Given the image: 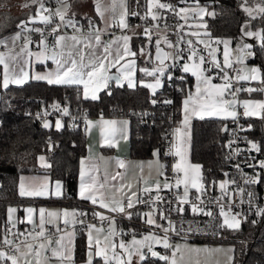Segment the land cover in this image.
I'll return each mask as SVG.
<instances>
[{
    "label": "snow or ice",
    "instance_id": "obj_1",
    "mask_svg": "<svg viewBox=\"0 0 264 264\" xmlns=\"http://www.w3.org/2000/svg\"><path fill=\"white\" fill-rule=\"evenodd\" d=\"M180 3L186 5L178 7L170 2H162V0H145L144 12L141 15L138 11L128 10L127 0H110V4L105 5L104 0H95L93 4V11L96 17L85 14L84 23L76 18L77 13L72 11L73 5L70 0H56V7L46 5L45 0H25L23 3L24 8H35V12H30L26 19L19 20L15 24V31L8 35H0V65L3 66L2 79H0V87L8 89L10 84L23 85L30 79L29 71L26 66L35 63L45 64L47 61H52L56 68L54 71H48L44 74L36 73L35 80L45 81L49 85H63V86H80L78 88V98L84 100H98V93L104 89L109 88L110 82H115L119 87H123L127 83L129 88L137 87V81L134 79L137 71L138 56L147 57L152 60L153 53L146 51L153 44L155 47V64L152 67H143L139 71L144 73L145 76L151 77L153 82L140 81L143 87L151 91V95L155 96L157 91L164 87L166 81L173 80L172 69L179 67L183 73L191 74L195 77L194 91L191 88H181L184 94L182 100V113L183 119L181 121L185 129L188 128L190 120L193 117H198L203 120L205 117H219L223 119L231 118L233 122H238L241 117H260L264 119V100H244L239 102L236 99V94L240 91L264 92V87L257 88H238L234 84L241 81H258L264 84V74H262L260 67H248L245 61L257 55L253 51L254 44L243 43L238 50L235 62L244 65L243 69L233 67V61L230 57L229 44L230 40L216 39L217 45L223 44V60L217 59L216 53L218 48H213L212 43H206L205 39L200 38V31H193L186 33L185 27H191L188 20L191 17L202 18L205 15L214 16V12H208L205 7L199 6V0H194V4L189 5L187 0H179ZM247 5V0H244ZM139 6V0H137ZM111 12V18L106 17L107 12ZM250 19H256L259 15L264 19V3H258L255 8L244 7ZM140 17L145 22L151 21L143 28L140 35L147 37L145 45L139 47L134 51L131 47L132 35L124 34L115 35L112 31L113 28L121 30H129L128 23L129 16ZM176 20V23L169 24V18ZM99 21V22H98ZM183 21V23H180ZM12 24L11 17L8 15L0 17V29H8ZM39 25V26H38ZM162 25V27H161ZM135 27H140L136 25ZM198 28H207L205 23H201ZM250 23L244 25L243 35L252 38H258L260 41L261 49H264V29L260 31H251ZM71 29L72 34H67V30ZM153 29L156 30V38L153 41ZM172 29L175 31L177 41L173 43L169 40L168 31ZM38 35V40H33L32 36ZM204 36L211 41V34L207 31ZM186 36L197 37V43L203 45V49L207 51V57L194 46L192 39H185ZM107 37V39H104ZM50 38V39H49ZM165 44L167 48L172 49L171 52L164 51L161 44ZM35 45L36 51H32V46ZM185 45V48L181 47ZM171 61L166 64V61ZM186 61V62H185ZM177 62H180L179 64ZM112 69H116L114 74H110ZM229 70L235 73L230 75ZM213 71L215 75H212ZM219 78L222 83H213V80ZM182 82L186 77H178ZM111 95V92H107ZM152 104L157 101L152 99ZM164 103L171 104V100H166ZM238 103L243 108V112H237L236 108ZM52 109L61 114V116H70V110L67 106L61 107L58 102L52 104ZM50 113L45 110L42 114L37 113L38 116H47ZM75 119V117H72ZM86 131H89L94 123H99L101 126L102 139L108 144L109 147H114L117 140V133H120L121 139H126L123 134V129L126 128L128 121H122L121 129L116 127V120H103L93 122L86 119ZM43 126L45 128L53 127L51 122L45 121ZM54 127L59 130L63 127L61 120H56ZM251 125H249V129ZM228 131L227 127L223 129ZM245 130L241 126V131ZM181 128L175 129L176 143L170 144L168 155L177 157L176 162L171 166L172 171L175 173L174 183L168 181L165 175L166 165L160 163L159 151L154 155L157 157L155 164L157 166V179L151 186L148 184L147 179L142 178L144 187L141 191L148 200H144L137 195L136 191H132L133 185L131 183L124 184V174L117 171L114 175H109L107 171L101 177L99 175L98 163L93 161L86 164L85 160H81V168L79 172V198L84 201L90 202L92 205H99L101 209L108 210L109 213L123 214L126 218L131 219L133 213L128 211L133 209L138 203H150V207L156 210L157 202L171 204V201H165L164 197L160 195L163 189H181L182 195L178 196L175 209L169 211H176L183 213L185 211L184 205H188L193 214H203L211 217L213 213L211 210H206L200 207L204 203L202 198L209 188L218 185L221 196L215 202L219 206V216L222 217V222L219 227L227 228L232 231H239L242 222L247 220V216L232 211V205L236 203L232 199L233 196L239 195V203H245V196H247V203L252 205L253 200L256 198L255 191L246 192L245 187L237 186L230 188V185H237L235 179L222 180V181H209L207 184L204 182L202 174V165L193 164L188 160L187 151L184 143L181 140ZM233 142L230 141L229 147ZM250 144L249 152L255 151L262 152L261 146L254 142L248 141ZM240 149H236L234 155H239ZM90 159V158H89ZM255 157H253V160ZM39 161L43 167H50L46 163L45 157L40 156ZM116 165L118 168H126L123 160H117ZM247 167H259L260 171L255 175L248 176L243 173V169L239 164L235 167L243 175V185H258L264 184V160H259L257 163H246ZM142 171V168H141ZM225 176L228 173H224ZM159 177H163L164 183H160ZM121 181L119 187L112 181ZM128 189L130 195L124 190ZM195 190L194 198L190 196L191 190ZM110 190V194H108ZM155 191L153 199L152 193ZM117 193L121 195L117 197ZM19 195L28 197H46L49 195L47 184L35 190H26L24 178L21 177L19 185ZM62 184L57 181L55 184V196L61 197ZM135 197V199H133ZM220 199L229 201L227 205L220 204ZM195 201H199V204ZM8 224L2 234H0V248L8 250H0V264H51L55 259L58 264H63L68 261L69 264H74L72 238L75 235L74 229L76 224L84 225L87 231V245H86V258L84 264H133V258H137L138 264H146L150 257H156L165 264H181L184 260V251L195 253L199 255L201 252L210 253V250L201 249L189 246L187 244L181 246L170 242L168 236L169 232H177V229L168 215L163 211L159 212L160 219L167 221V227L163 224L157 223L153 218V212L143 213L146 217L145 223L159 228L163 232V236L157 235L154 231L142 238L137 239L135 233H132L130 242H125L123 239L116 240L118 235L115 227L116 221L112 216H106L102 212L93 210V218H98L101 226L97 224H85L83 219L87 215L86 212H78L76 210L63 212L47 211L44 208L39 210L32 207L26 208V222L31 225V229L27 232H20L16 223H12V216L17 212L16 208H8ZM38 213V214H37ZM256 214L264 217V207L257 206ZM136 215H141L136 213ZM108 222L107 227L103 222ZM24 223L25 220L18 221ZM61 222L63 228H61ZM256 223V221H252ZM50 226V228H49ZM51 229V230H50ZM96 233L94 236L93 233ZM124 235V233H119ZM178 234V233H177ZM55 237V239H54ZM102 237V238H101ZM67 238V243L65 239ZM155 245H160L166 250H171V255L161 254L154 250ZM183 249V251H182ZM10 250V251H9ZM119 250V251H118ZM234 251V249H229ZM11 252V254H10ZM181 253L179 260L177 253ZM147 253V255H146ZM231 260V257L229 258ZM199 264V261H197Z\"/></svg>",
    "mask_w": 264,
    "mask_h": 264
},
{
    "label": "trees",
    "instance_id": "obj_2",
    "mask_svg": "<svg viewBox=\"0 0 264 264\" xmlns=\"http://www.w3.org/2000/svg\"><path fill=\"white\" fill-rule=\"evenodd\" d=\"M14 0H0V17L8 15L12 24L8 29H0V35H8L15 31V24L21 19H26L35 8H25L23 11L13 12L11 2ZM167 0H162L165 2ZM191 5L194 0H190ZM145 0H127L128 10L144 11ZM208 9L215 13L214 16L206 15L207 32L212 38L229 39L235 42L241 35V27L244 20L250 21L253 29H264V19L257 15L256 19H250L244 11V0H199ZM264 0H247V5L255 7ZM14 4V3H13ZM18 6V4L16 5ZM135 16H129V21ZM80 21L86 24L83 18ZM140 31L133 35L131 46L134 51L145 45L147 38L140 35ZM155 38H153V41ZM154 44L148 48L153 53ZM253 51L257 55L248 59L250 63L260 66L264 74V49L260 42L254 44ZM139 64L140 58L137 57ZM148 65H153L152 60L147 59ZM139 73V72H138ZM177 74L186 77L185 81H166L164 87L152 96L149 90L142 85L129 88L124 83L123 87L109 83V88L100 91L99 99L84 100L78 98L79 86L49 85L42 81H28L23 85H9L8 89L0 87V234L8 223V207L17 201L19 195L17 184L22 173H35L39 171L37 156L44 154L49 162L47 168L52 179L61 180L63 183L62 201L74 204L77 200V177L79 163L86 154L85 120L83 125L75 123L72 115L87 117L99 116H126L130 121L129 147L130 154L134 158H149L159 151V157L163 160L162 152L167 143L168 136L181 119V104L184 94L176 87H191V78L178 69ZM2 79V74H0ZM252 88L264 87L258 81L249 84ZM111 92L108 95L107 92ZM262 92H242V96H259ZM43 99L45 104L40 103ZM152 99L157 101L152 104ZM171 100V104L164 103ZM58 102L67 106L70 116H64L61 120L63 127L57 130L54 126L50 130L41 127V122L24 114L28 109H42V106ZM74 107L77 111H74ZM171 117V119H169ZM231 120L220 118H208L201 120L194 118L191 126V160L202 165L204 182L228 180L230 170L227 164V133L223 131L225 125L229 126ZM242 124L248 137L258 143L264 157V119L260 117H244ZM249 125L251 128L249 129ZM224 173H228L227 176ZM264 184L256 185L259 191ZM218 187L209 188L215 191ZM21 215V211L18 212ZM247 220L242 223L239 231H232L233 259L232 264H264V217L256 213L246 215ZM20 217V216H19ZM256 221V223H252ZM25 225L18 223L17 228ZM166 251V250H165ZM163 252V251H162ZM86 234L85 230L77 231L74 249V264L85 259ZM96 264V262L94 263ZM146 264H165L156 257H150Z\"/></svg>",
    "mask_w": 264,
    "mask_h": 264
},
{
    "label": "built area",
    "instance_id": "obj_3",
    "mask_svg": "<svg viewBox=\"0 0 264 264\" xmlns=\"http://www.w3.org/2000/svg\"><path fill=\"white\" fill-rule=\"evenodd\" d=\"M56 0H46V5L53 7ZM165 2H170L178 7H184L186 5L179 2V0H167ZM188 4L191 5V1L187 0ZM143 12H140L141 15H143ZM199 18V17H198ZM198 18L191 20H197ZM79 20V19H78ZM82 23V22H81ZM130 27H135L136 25H140V27H136L138 31L141 33L143 32V28L147 26V24H150L151 21L145 22L140 17H135L134 20L128 22ZM169 24L176 23V20L173 18H169L168 20ZM180 23H183V21H180ZM189 24V20H188ZM39 26V25H38ZM86 27V25H85ZM162 27V25H161ZM188 26L185 27L184 31L187 33ZM67 32L72 33L71 29H68ZM168 37L169 40H171L173 43L177 41V36L175 35V31L172 29H169L168 31ZM147 38V37H146ZM153 38H156V30L153 29ZM192 39L190 36H186L185 39ZM33 40H38V35L32 36ZM50 39V38H49ZM193 40V39H192ZM194 41V40H193ZM167 51L171 52L172 49L167 48V46L161 44ZM194 46L197 47L199 51L202 52L207 57V51L203 49L202 45H199L194 41ZM213 48L220 49L221 44L217 45L215 43V40L212 41ZM181 47L185 48V52H187V47L185 45H181ZM216 55L219 56V50L217 51ZM220 60V59H219ZM221 61V60H220ZM186 62V61H185ZM171 61H166V64H170ZM178 64L180 62H177ZM234 67V66H233ZM236 68V67H234ZM179 67L172 69V76L174 82H179L181 75L177 74ZM0 74H2V70L0 67ZM230 75H235L234 72L229 70ZM212 75H215V72L213 71ZM217 80H221L219 78H216ZM234 87L238 88H249L251 87L248 83L245 82H238L234 84ZM177 90L180 89L179 86L176 87ZM244 91H240L236 94V99L239 100L241 93ZM40 103L42 105L45 104L43 99H40ZM52 104L42 106V109H28L24 111V114L27 117H31L37 121H40L41 123L45 119L52 120L53 126L55 125L56 120H62L64 116H61V114L57 111H54L52 109ZM61 107H64V105H61ZM45 110H47L50 114L47 116L40 115L38 116L37 113H43ZM74 111H77V108L74 107ZM242 113V111H238ZM99 116H104L103 112L99 113ZM72 117H75L74 121L77 124L83 125L84 120L87 118V115L84 113L83 115H72ZM244 117H241L238 122H233L231 119V122L229 126H227L228 131H226V147H227V164L230 170V177L228 180L235 179L237 181V185H230V188H235L237 186H243L245 187L246 192L248 191H255L256 198L253 200V203L251 206L247 203V196H245V203L241 204L239 203V195H235L232 197L233 200L236 201L235 204L232 205V211L240 212L244 215H249L256 213L257 206L264 207V186L258 191L256 188V185H243V175L242 173L235 167L236 164L240 165V168L243 169V173L247 174L248 176L255 175L260 171L259 167L257 166L255 169L251 167H247L246 163H257L259 160H264V157H261L259 153L255 151L249 152L248 149L251 147L248 141H252L245 130L241 131V126L245 128V126L242 124V119ZM171 119V117H169ZM173 128L171 129V132L168 136L167 143L165 145V148L162 152V163L166 165L165 168V175L168 178V181L170 183H174V176L175 173L172 171L171 166L175 163V157L168 155V150L170 144H173ZM233 142L231 144V147H229V143ZM236 149H240L241 153L239 155H234ZM253 157L255 159L253 160ZM264 175V173H262ZM160 183H164V179L160 180ZM152 185V184H151ZM150 185V186H151ZM259 185V184H258ZM143 188V187H142ZM141 188V189H142ZM153 199L155 197V191L151 194ZM160 195L164 197L165 201H171V204L168 203H160L157 202L156 210L154 211L152 207H150L151 201L148 203H138L133 209H130L128 211L133 213V216L131 219L126 218L123 214H116V213H109L107 210L101 209L97 205H92L90 202L85 201H76L73 204V210H76L78 212H86L87 215L84 217H80V219L84 220L85 224H97V226H101V222L98 220V218H93L92 211H98L104 213L106 216H112L115 218V221L121 226L122 233H124V237H127L129 235H132L134 232L136 235H145L148 232L154 231L158 235H164L161 229L154 228V226H150L145 223L146 217H143V213L145 212H153L154 216L153 218L156 219L157 223L163 224L165 227H167V221L161 220L159 212L163 211L165 215H168L173 224L175 225L177 232H169L168 236L170 238V242H173L174 240L180 239V240H190V241H221V240H232L233 238L228 235V233L232 230H229L227 228H221L219 227L220 223L222 222V217L219 216V206L215 202L218 198L221 196L220 189L217 188L215 191H207V193L202 197L204 199V203L200 204V207L205 208L206 210H211L213 215L211 217L203 215V214H193L190 210V207L188 205H184L185 211L183 213H177L176 211H169V209H175L177 207L176 200L178 196L182 195V186L180 190H177L173 187V189H163L160 192ZM190 196L194 198L195 192L191 191ZM144 200H148V197L144 195L142 191H140V195ZM199 204V201H195ZM229 203L226 199H220V204L227 205ZM136 213H140L141 215H136ZM243 223V222H242ZM107 220L103 222V225L107 227ZM7 226L10 227V225L7 223ZM61 228H63V224L61 222ZM242 227V224H241ZM50 228V226H49ZM18 229V228H17ZM31 228H21L18 229L20 232H27ZM76 231L79 230H85L84 225L76 224L75 225ZM51 230V229H50ZM178 233V234H177ZM55 238V237H54ZM0 250H8L0 248ZM166 250V249H164ZM10 251V250H9ZM167 251V250H166ZM11 254V252H10ZM149 259V258H148ZM69 264V263H65ZM75 264H83V263H75Z\"/></svg>",
    "mask_w": 264,
    "mask_h": 264
},
{
    "label": "crops",
    "instance_id": "obj_4",
    "mask_svg": "<svg viewBox=\"0 0 264 264\" xmlns=\"http://www.w3.org/2000/svg\"><path fill=\"white\" fill-rule=\"evenodd\" d=\"M24 2H25V0H20L17 3L18 4V6H17L18 11L25 10V8L23 7ZM94 2H95V0H70V3L73 5L72 11L77 13L76 18L79 20L81 18H83V16L85 14L92 16L94 18L96 17V13L93 11ZM45 3H46V0H45ZM104 3H105V5H108V4H110V0H104ZM53 7H56V1L54 3ZM34 12H35V10H34ZM111 16H112V13L110 11L106 13L107 18L110 19ZM128 22H129V17H128ZM201 23L206 24L205 20H201L200 18H198L197 20H191V17H190L189 18V25H191V27H188L187 33L199 30L200 28H198L197 26ZM112 31L115 35L118 36V35L122 34V31L124 32V34L132 35L133 33H136L138 30L136 27H130L129 30H121L119 28H113ZM67 34H72V33L67 32ZM190 37L192 39L194 38V36H190ZM243 38L244 39L242 40V42L239 38L235 42H232L230 40L231 43L229 44V50H232L233 53H235V52H237L236 50H238L239 47L243 43L257 44L256 42L259 41L258 38H252V37H247V36H243ZM104 39H107V37H104ZM211 40H212V37H211ZM226 40H229V39H226ZM223 49H224V46L221 44L220 52H219L220 59L221 58L223 59V57H222ZM3 50L4 49H0V51H3ZM36 50L37 49H36L35 45H33L32 51L35 52ZM146 50L148 51V48ZM237 54H238V52H237ZM237 54L235 53L234 56L236 57ZM139 58H140L141 63L139 64L138 59L136 58V60H137V71H136V74L134 77V79L137 81V85H142L139 83L140 81L153 82L151 77L145 76L144 73L139 71V69L143 68V67H152L154 64L148 65L147 64V62H148L147 57L139 56ZM222 59H221V61H222ZM245 64L248 67H253V66L260 67L257 64L250 63L248 60L245 61ZM233 66L235 67L236 65H233ZM0 67H1V70L3 72V66L0 65ZM26 68L29 71V75H30V79L28 81H30V80L37 81L31 77H34V75L36 73L44 74L48 71H54L56 68V65L52 61L49 60L45 64L33 62L32 64L26 66ZM243 68H244V65H240L239 69H243ZM111 72H116V69H112ZM187 75L192 80L191 87H189V88H191L194 91L195 77L191 76V74H187ZM42 82H45V81H42ZM241 82L251 84L252 82H255V81H241ZM213 83H222V80L214 79ZM125 84H127V83L125 82ZM12 85H14V84H12ZM79 87H80V89H82V85H80ZM159 90H161V89H159ZM149 92L151 93L150 90H149ZM99 93H98V95H99ZM244 100H264V92H262L259 96H242L241 95L238 101L242 102ZM236 111L237 112L238 111L243 112V108H242V106H240L239 103L237 105ZM194 118H198V117H193L190 120L188 128L185 129L181 123V121L183 119L182 104H181V119L178 122V124L175 126V129L178 127L181 128L180 136H181V140L184 143V147L187 151L188 160L191 163L196 164V163L192 162V160H191V126H192V120ZM208 118H219V117H208ZM86 119L92 120L93 122H99V121H101V119H103V120H116L118 122L116 125V127L118 129L122 128V125L120 124V122L128 121L126 128L123 129V134L126 136V139H121L120 133L118 132L116 144L114 147H109L108 144L102 139L101 126L99 123H94V126H92L89 131L85 130L86 154L83 158H81V160H85L86 164H90L93 161L97 162L98 166H99V175L101 177L103 176V173L105 171H107V173L109 175H114L117 171L121 172L122 174H124L123 183L124 184L131 183L133 185L132 191H136L137 195L139 196L141 188L144 187V184L142 183V178L148 180L149 186L151 184H153V182L158 178L157 177V166L155 164L157 157L154 154L152 156H150L149 158H144V159H138V158H134L131 156L130 147H129L130 121H129L128 117H126V116H93V117H90L89 116ZM86 119H85V121H86ZM220 119H223V118H220ZM225 120H231V118H228ZM86 127H87V125L85 123V129H86ZM175 129H174V134H173V144L177 142L176 141V135H175ZM40 156L45 157V155L39 154L37 156V165L40 168L39 171H37L35 173H22L19 175L18 184H17V192L19 195L20 179H21V177H23L26 190H35V189H38V188L42 187L43 185L47 184L48 190H49V195L46 197H28V196H20L19 195L17 201H15L13 204H11L9 206V207H13V208L17 209V212L13 214V216H14L13 217L14 218L13 223H16V227H17V224L19 223L18 221L25 220V222L23 223L25 225L24 227L25 228L26 227L31 228V225H29L26 222V212L24 211L28 207H32V208L37 209V210H39L40 208H44L47 211H57V212H61V213L63 212V210H68V211L73 210L72 204H69L68 201H62L61 200L62 196L61 197L55 196V184H56V182L59 181L62 184V192H63V183L61 180L51 178V176L47 170L48 167H43L41 162L39 161ZM177 159L178 158L175 157V162ZM117 160H123L126 164V168H118L116 165ZM159 160H160V163H162V160L160 159V157H159ZM45 161L47 164H49L46 157H45ZM80 168H81V164L79 163V170H78V177H77V200L84 201V200H81L79 198V195H78L79 183H80V180H79ZM141 168H142V171H141ZM159 179L161 180L162 177H159ZM111 183H114V184H116L117 187H119L121 181L118 178L117 181H112ZM124 191L130 195V192H128L127 188H125ZM191 191L195 192L194 189ZM108 194H110V190H109ZM120 195H121L120 193H117L118 198ZM133 199H135V197ZM85 202H88V201H85ZM97 206H99V205L97 204ZM104 210H106V209H104ZM19 211H21V215H18ZM7 216H8V211H7ZM115 227H116L117 232H118L117 236H123V235L119 234L122 232V229L117 222L115 224ZM70 230L74 231V233H75V235L72 238V245H71V247L73 248V256H74L75 239H76L77 231L75 228L70 229ZM85 234H86V245H87V231H86V229H85ZM93 235L95 236L96 233L94 232ZM117 236H116V240H117ZM65 243H67V238L65 239ZM158 248L161 251H165L163 247H158ZM146 255H147V253H146ZM98 259L99 258L94 259V263ZM84 262H85V259L80 261L79 263L84 264ZM65 263H69V262L64 261L63 264H65ZM9 264H10V262H9ZM51 264H58V262L55 259H53L51 261ZM133 264H138L137 258H135V257L133 259Z\"/></svg>",
    "mask_w": 264,
    "mask_h": 264
},
{
    "label": "rangeland",
    "instance_id": "obj_5",
    "mask_svg": "<svg viewBox=\"0 0 264 264\" xmlns=\"http://www.w3.org/2000/svg\"><path fill=\"white\" fill-rule=\"evenodd\" d=\"M19 1L20 0H14V1L11 2L12 4H11L10 7H12L11 10L13 12H18L16 5H17V3ZM206 2H207V0H204V3H206ZM199 6L205 7L208 10V12H212V10L208 9L207 6H205L204 4H200L199 3ZM244 6L252 7V6H249V5H244ZM253 8H255V7H253ZM204 17H202V18L199 17V18L201 20H203ZM246 23H250V21L249 20H244L243 23H242L241 35L239 36V39L241 40V42L244 39L243 38V36H244L243 35V31H244V25ZM248 30H251V31H254V32L255 31H259V29H253V28H251V26H250V28ZM197 31H200L201 32V37L200 38L205 39V42L206 43H209V42L212 43L213 40H216L217 39V38H212V40L209 41V38L203 35L204 32L206 31L204 28H200ZM193 40L197 43V37L194 36ZM256 43H259V41H257ZM163 45H165V44H163ZM219 52H220V49H219ZM235 53L237 54V52H235ZM235 53H233V51L230 50V57L229 58L233 61V65H236L235 67L237 69H239L240 68V64H237L235 62V58H236L234 56ZM216 56H217V59L219 60L220 57L218 55H216ZM222 57H223V51H222ZM223 180H226V179H223ZM13 217L14 216H12V223L14 222V218ZM231 232L232 231H230L228 233V235H230ZM160 236H162V235H160ZM136 238L137 239H140V238H142V235H136ZM119 239H123V240H125V242H130L131 239H132V235H129L127 237L117 236V240H119ZM173 244H179L181 246L187 244V245L192 246V247H195V248L210 249V250H220V251H212L210 253L201 252V253H199V255H197L195 253H189L187 251H184V260L181 262V264H197V261H199V264H232V259H233L232 258L233 257L232 256L233 255L232 252L233 251H229V249H233V245L231 243V240H221V241H190V240H180V239H177V240H174L173 241ZM158 247H162V246L155 245L154 246V250L160 252L161 254H167L169 256L171 255V250L163 251L162 252ZM182 251H183V249H182ZM180 255H181V253L178 252L177 253V259L178 260H179ZM230 257H231V260L229 259Z\"/></svg>",
    "mask_w": 264,
    "mask_h": 264
},
{
    "label": "water",
    "instance_id": "obj_6",
    "mask_svg": "<svg viewBox=\"0 0 264 264\" xmlns=\"http://www.w3.org/2000/svg\"><path fill=\"white\" fill-rule=\"evenodd\" d=\"M163 49H164V51H167L163 46H161ZM154 56H155V49L153 50V58H152V62L155 64V59H154ZM115 72H111L110 74H114ZM114 84H115V82H113ZM116 85V84H115ZM45 121H49V122H51V124L53 125V123H52V120H50V119H45L43 122H42V124H41V127L43 128V129H45V130H50L52 127H50V128H45L44 126H43V124H44V122ZM225 127H227V125H225L224 127H223V129L225 128ZM224 131V130H223ZM224 132H226V131H224Z\"/></svg>",
    "mask_w": 264,
    "mask_h": 264
}]
</instances>
